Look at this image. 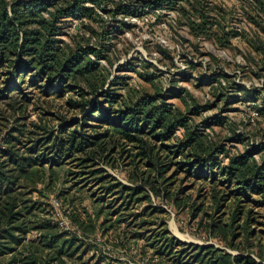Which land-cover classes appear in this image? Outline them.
<instances>
[{
  "label": "rangeland",
  "instance_id": "rangeland-1",
  "mask_svg": "<svg viewBox=\"0 0 264 264\" xmlns=\"http://www.w3.org/2000/svg\"><path fill=\"white\" fill-rule=\"evenodd\" d=\"M191 3L203 10L204 20ZM136 4L102 0L92 18H64L58 24L57 37L69 51L93 47L100 54L89 56L107 79L103 89L116 95L110 98L115 101L100 96L101 107L123 106L143 95L165 102L220 149L206 171L218 170L217 162L226 165L244 150L254 149L257 160L264 161V11L251 0H180L172 8L120 11ZM190 19L203 25L194 30ZM8 67L0 65V170L17 167L15 158L31 156L44 163L46 173L36 184L23 182L19 188L35 206L27 212L30 228L15 264H56L51 249L34 251L42 233L50 239L57 230L38 227L49 224L66 231L68 243L77 247L62 264H173V257L196 264L192 253L202 251L199 245L250 255L264 264V203L256 194L252 200L237 194V185L225 181L214 186L216 201L211 172L200 179L176 163L183 160L176 146L183 127L171 139L152 138L155 160L173 162L163 173L148 163L137 141L95 120L98 110L77 127L86 133L107 131L98 139L101 146L69 149L65 139L73 122L91 110L69 104V99L82 101L80 87L69 82L64 92H48V81L26 71L14 99L6 100L15 87L8 82ZM94 98L85 91V101ZM195 105L203 107L199 114L189 110ZM208 118L220 123H207ZM112 133L116 143L108 136ZM55 157L60 164L51 168ZM236 214L235 235L211 230V223L225 226ZM246 220L251 233L243 227ZM12 257L0 255L1 264Z\"/></svg>",
  "mask_w": 264,
  "mask_h": 264
},
{
  "label": "trees",
  "instance_id": "trees-1",
  "mask_svg": "<svg viewBox=\"0 0 264 264\" xmlns=\"http://www.w3.org/2000/svg\"><path fill=\"white\" fill-rule=\"evenodd\" d=\"M179 1L137 0L134 7H125L124 5L120 7V11L139 14L151 7H177ZM101 2L102 0H0V65L9 66L7 72L12 77L8 82L15 86L13 89H9L10 94L6 96V100L14 99L17 93L16 85L23 79V74L26 71H31L35 78L48 81L49 87L45 89L48 92L53 88L64 92L67 84L72 82L73 85L80 87L82 101L69 99V104L79 107L82 111H85L86 107L90 105L91 110L80 119L81 121L73 122L74 127L70 129L67 139H65V142L69 144V149L83 150L98 144L101 146L102 143H99L98 139L105 136L107 131L103 132V135L101 133H86L78 130L77 127L79 123L82 126L88 124V117L98 110L99 115L94 117L95 120H102L113 127L117 133L137 141L138 146L143 149L142 152L148 157V163L152 167H157L158 173H163L172 161L155 160L156 143H152V138L171 139L176 129L183 127L185 129L184 136L178 140L176 145L180 147L183 160L176 163L182 166L190 176H198L200 179H204L208 172H211L213 192H215L213 196L216 201H219L218 190L214 186L217 185V181H225L230 185L234 183L237 185L233 189L237 194L245 196L249 200H252L251 196L256 194L260 199L258 201L264 203V161L257 160L254 156V149L240 151L232 155L226 165L221 166L217 162L218 170L211 168L210 171H206L209 164L212 167L216 163L212 153H217L220 149L209 144L198 125H191L187 118L180 116L181 112L174 111L165 102L159 103L156 98L143 95L123 106L113 107V102L110 108L101 107L100 96H108L107 100L115 101L110 98H114L116 95L109 93L110 89H103L107 79L100 72L96 60L89 56L91 53H96L97 58H100V54L93 47L82 48L79 52L69 51V44L57 37L60 21L70 17L92 18L96 14L95 5L101 4ZM251 2L264 11V0H251ZM191 5L196 11L197 18L204 20L203 10L196 6V3H191ZM189 22L194 30L197 26L203 25V21L195 19H190ZM6 90L8 91V89ZM86 90L95 95L93 102L89 99L85 101ZM245 92L247 94L255 93L253 89H246ZM202 108L195 105L189 107V110L194 114H199ZM206 122L213 124L220 123V120L208 118ZM108 136L112 138L111 142L116 143L113 133ZM35 160L31 156L15 158L14 162L19 163L17 167L9 168L6 171L0 170V255L12 253L13 256L3 264H15L17 262L16 251H19L20 246L26 241V235L30 228L26 219L27 212H33L35 202L19 188L23 186V182H25V187L29 184L34 185L45 176L44 163L39 165V162ZM49 162L52 164L51 168L60 164L57 157L50 159ZM152 186L156 188L154 185ZM24 209L26 212L23 211ZM90 218L93 221L91 215ZM236 218L237 214L230 224H224L226 227L218 222H213L210 228L213 232L216 230L225 232L228 229L235 235L236 227L233 222ZM248 224L249 222L246 220L243 227L247 233H251L247 229ZM49 226L53 229L57 228V230L53 232L50 239L46 233H42L38 239L40 242L35 243L34 251H39L40 248L51 249L54 252L52 261L62 264L64 263L63 257H72L77 247L73 248L68 243L67 232L61 231L57 226L49 224L38 227L44 229ZM32 241H29L31 246L33 245ZM197 247L202 251L192 253L193 258H196V264H258L254 257L243 253L233 255L227 251H219L212 245ZM155 254H159L163 258V253L160 251H156ZM175 258L177 259V257L171 258L174 260L173 264H190L189 261H179Z\"/></svg>",
  "mask_w": 264,
  "mask_h": 264
}]
</instances>
